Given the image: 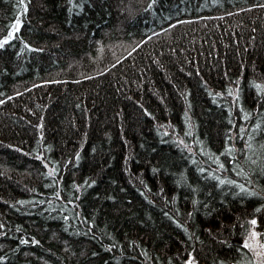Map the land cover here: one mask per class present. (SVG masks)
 Returning a JSON list of instances; mask_svg holds the SVG:
<instances>
[{
	"label": "trees",
	"instance_id": "trees-1",
	"mask_svg": "<svg viewBox=\"0 0 264 264\" xmlns=\"http://www.w3.org/2000/svg\"><path fill=\"white\" fill-rule=\"evenodd\" d=\"M6 39L0 264H255L264 0H0Z\"/></svg>",
	"mask_w": 264,
	"mask_h": 264
},
{
	"label": "rangeland",
	"instance_id": "rangeland-1",
	"mask_svg": "<svg viewBox=\"0 0 264 264\" xmlns=\"http://www.w3.org/2000/svg\"><path fill=\"white\" fill-rule=\"evenodd\" d=\"M251 231H255L257 233L255 228H252L250 232ZM250 232L246 236L245 242H248L251 245L249 249L253 253L255 264H264V248L259 247V242H260L259 237H258V240H253L250 238ZM186 264H189V263H186Z\"/></svg>",
	"mask_w": 264,
	"mask_h": 264
},
{
	"label": "snow or ice",
	"instance_id": "snow-or-ice-1",
	"mask_svg": "<svg viewBox=\"0 0 264 264\" xmlns=\"http://www.w3.org/2000/svg\"><path fill=\"white\" fill-rule=\"evenodd\" d=\"M16 27H17L16 25H13V28H16ZM11 36H12V33L10 32V33H9V37L11 38ZM7 43H8V40H7V39L4 40V41H2V42H0V47H2L3 44H7ZM241 190H242V191H245V189H243V187L241 188ZM256 223H257V221H256L255 219H252V220L250 221V224L253 225V226H255ZM259 235H260V234L256 233L255 231H251V232H250V238L253 239V240H258ZM244 247H246V248H250L251 245H250L248 242H245ZM259 247H260V248H264V242H259Z\"/></svg>",
	"mask_w": 264,
	"mask_h": 264
}]
</instances>
